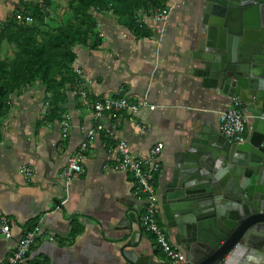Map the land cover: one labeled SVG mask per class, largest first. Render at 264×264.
<instances>
[{"label":"crops","instance_id":"0c3cea01","mask_svg":"<svg viewBox=\"0 0 264 264\" xmlns=\"http://www.w3.org/2000/svg\"><path fill=\"white\" fill-rule=\"evenodd\" d=\"M21 1L0 0V22L8 18L2 13L11 8L13 15ZM169 6L165 25L151 14H139L150 32L146 38L137 37L111 11L95 13L102 45L95 50L75 48L73 68L82 72V85L92 101L119 94L155 109L124 115L118 125L109 117L103 120L86 153L83 174L69 184L60 174L86 131L96 127L92 109L84 106L75 87L67 90L60 116L53 121L47 119L52 94L41 82L12 96L9 113L0 120V222L8 219L13 237L6 239L0 232V264L7 262L24 232L36 226L41 234L25 264H120L131 250L171 262L141 225L144 201L135 194L134 179L114 169L117 139L127 141L141 158L157 144L164 145L155 179L158 219L171 243L185 252L168 226L163 193L194 133L206 127L221 134L220 115L236 103L197 74L206 31L203 0H171ZM67 118L72 126L64 139L62 123ZM250 135L251 122L247 139ZM24 166L33 169V177L23 173ZM236 262L260 264L245 257Z\"/></svg>","mask_w":264,"mask_h":264},{"label":"water","instance_id":"95a60500","mask_svg":"<svg viewBox=\"0 0 264 264\" xmlns=\"http://www.w3.org/2000/svg\"><path fill=\"white\" fill-rule=\"evenodd\" d=\"M203 25L197 74L240 106L251 135L232 144L199 128L176 162L163 212L184 264H264V0H203ZM120 264L174 263L131 250Z\"/></svg>","mask_w":264,"mask_h":264},{"label":"trees","instance_id":"16d2710c","mask_svg":"<svg viewBox=\"0 0 264 264\" xmlns=\"http://www.w3.org/2000/svg\"><path fill=\"white\" fill-rule=\"evenodd\" d=\"M170 1L68 0L72 18L52 32H42L40 27L45 25L46 10L53 0H22L12 17L0 22V53L5 42L18 47L11 62L0 60V120L9 113L12 96L37 82L52 94L47 118L53 121L60 116L59 104L67 99V90L82 83L73 68L77 60L75 48L95 50L102 45L95 13L111 11L137 37L146 38L150 32L145 31L139 14L152 15L167 7ZM20 11L31 16L32 23L17 21L15 15Z\"/></svg>","mask_w":264,"mask_h":264},{"label":"built area","instance_id":"2783aa9c","mask_svg":"<svg viewBox=\"0 0 264 264\" xmlns=\"http://www.w3.org/2000/svg\"><path fill=\"white\" fill-rule=\"evenodd\" d=\"M31 2L34 0H24ZM171 7L168 5L163 9H158L152 13L153 19L165 25ZM17 21L32 23L33 18L23 12H17L15 15ZM163 33L164 31L161 30ZM78 76L82 72L79 69H74ZM78 95L81 97L84 106L90 107L93 111L96 127L86 131L83 141L79 144L77 150L70 156L60 176L67 184L77 178L84 172V163L86 153L95 140L96 130H102L101 122L109 117L118 125L124 115L130 117L136 116L142 109L149 108L151 111L154 106L148 105L146 101H133L124 96L117 95L115 97H99L95 101L91 100L90 94L83 87L82 83L74 85ZM122 91V90H121ZM236 103V102H235ZM221 134L232 144H244L247 140L246 131L249 123V118L246 113L236 105L222 112L219 118ZM71 120L67 118L62 123V137L66 139L71 130ZM116 127H114L115 129ZM164 149L162 143L153 147L148 156L137 157L133 154L129 143L122 139H117L115 152L117 162L114 169L130 175L134 179L135 194L144 201L141 215V225L143 229L150 233L156 242L157 248L162 252L172 263L184 264L187 261V255L180 248L173 245L169 240L166 229L159 222V214L161 211V203L155 189V179L161 171L160 155ZM23 172L28 177H33V169L27 166L23 167ZM0 232L6 239L13 237V232L8 219L3 218L0 222ZM41 234L39 226L31 230H27L19 239L15 251L4 264H25L26 259Z\"/></svg>","mask_w":264,"mask_h":264},{"label":"rangeland","instance_id":"374dc122","mask_svg":"<svg viewBox=\"0 0 264 264\" xmlns=\"http://www.w3.org/2000/svg\"><path fill=\"white\" fill-rule=\"evenodd\" d=\"M12 13L13 10L9 8L7 11H4V13H2L1 17H8L7 19H10L12 17ZM71 18L72 13L68 9V0H58L54 2L50 7H48V10H46L45 25L41 26L40 30L42 32H52L58 26L64 24ZM40 38H43V36L41 35ZM17 51L18 47L16 45L5 42L1 49L0 60L11 62L14 59L15 53Z\"/></svg>","mask_w":264,"mask_h":264}]
</instances>
